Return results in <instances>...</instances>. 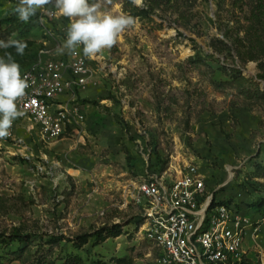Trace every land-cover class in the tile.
I'll use <instances>...</instances> for the list:
<instances>
[{
	"label": "rangeland",
	"instance_id": "obj_1",
	"mask_svg": "<svg viewBox=\"0 0 264 264\" xmlns=\"http://www.w3.org/2000/svg\"><path fill=\"white\" fill-rule=\"evenodd\" d=\"M92 2L129 14L124 0ZM243 2L193 0L184 18L166 9L140 14L114 47L88 58L83 45L56 53L70 20L53 4L10 33L3 20L18 0H0V39L28 45L22 56H0L16 54L22 71L49 49L84 56L91 68L77 91L84 122L76 131L48 139L23 120L21 142L0 139V233L24 237L0 241V264H163L138 232L140 210L122 194L131 180L187 164L206 174L217 200L264 217V28L251 26L255 0ZM114 224L119 236L97 239ZM243 249L239 264H264V221Z\"/></svg>",
	"mask_w": 264,
	"mask_h": 264
},
{
	"label": "built area",
	"instance_id": "obj_2",
	"mask_svg": "<svg viewBox=\"0 0 264 264\" xmlns=\"http://www.w3.org/2000/svg\"><path fill=\"white\" fill-rule=\"evenodd\" d=\"M21 73L30 77L26 95L17 102L24 115L4 140L22 141L17 129L25 127L23 120L48 139L81 127L84 114L76 103L77 91L91 75L84 56L66 59L41 49ZM122 199L140 210L138 232L159 250L163 264H239L247 236L253 238L264 221L255 219L250 208L217 200L216 188L194 164L175 174L131 180Z\"/></svg>",
	"mask_w": 264,
	"mask_h": 264
},
{
	"label": "clouds",
	"instance_id": "obj_3",
	"mask_svg": "<svg viewBox=\"0 0 264 264\" xmlns=\"http://www.w3.org/2000/svg\"><path fill=\"white\" fill-rule=\"evenodd\" d=\"M130 3L137 8L147 7L145 0H130ZM49 4L54 5L56 14L70 20L66 39L56 48L60 55L66 51L71 55L77 46L83 45L84 56L95 58L104 49L114 47L119 35L138 20L128 13L112 15L102 12L101 4L90 3V0H18L14 13L20 21L27 22ZM27 47L23 40L0 39V49H15L20 56ZM29 78L27 74L22 75L21 66L11 52L5 51L0 56V139L8 137L13 122L24 115L17 102L26 95Z\"/></svg>",
	"mask_w": 264,
	"mask_h": 264
},
{
	"label": "trees",
	"instance_id": "obj_4",
	"mask_svg": "<svg viewBox=\"0 0 264 264\" xmlns=\"http://www.w3.org/2000/svg\"><path fill=\"white\" fill-rule=\"evenodd\" d=\"M244 0H232V4L234 6H238L240 9H243V5L246 4L243 2ZM193 0H145L147 5L146 8H137L134 7L130 0H124L125 10L129 12L130 15L136 17L140 14L148 13L150 11H154L157 9H166L178 12V16L184 18L185 12L182 9L184 6H188L189 3H192ZM254 10H252V17L250 18L251 26L256 25V29L259 28L261 30L264 28V2L263 0H255L254 5L252 6ZM3 22H8V26L11 28L9 30L10 33H15L20 29L22 25V21L19 20L18 16L14 13L12 16H9L3 20ZM251 29V27L249 26ZM233 44L236 48L238 55L243 59V51L241 50V46L244 43V38L240 36H236L232 38ZM228 47V46H227ZM229 48V47H228ZM13 57H16V54L12 53ZM15 59V58H14ZM34 60V59H33ZM32 61V60H31ZM30 61V62H31ZM25 67V66H24ZM23 67V68H24ZM23 70V69H22ZM229 203V201H224ZM121 234V226L120 224H114L110 230H108L105 235H102L101 231L96 232L98 240H105L108 237H117ZM8 240L10 242L13 241H22L24 239L23 235L13 233L6 237L5 234L0 233V241Z\"/></svg>",
	"mask_w": 264,
	"mask_h": 264
}]
</instances>
